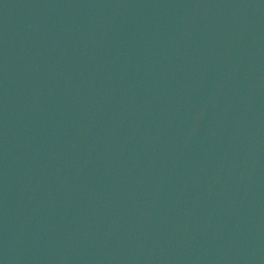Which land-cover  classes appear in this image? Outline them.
Segmentation results:
<instances>
[{"label":"water","instance_id":"95a60500","mask_svg":"<svg viewBox=\"0 0 264 264\" xmlns=\"http://www.w3.org/2000/svg\"><path fill=\"white\" fill-rule=\"evenodd\" d=\"M0 264H264V0H0Z\"/></svg>","mask_w":264,"mask_h":264}]
</instances>
